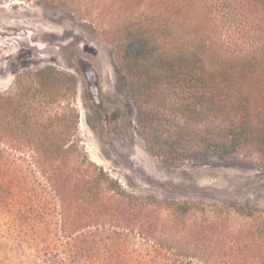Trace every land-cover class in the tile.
I'll use <instances>...</instances> for the list:
<instances>
[{"label": "rangeland", "instance_id": "1", "mask_svg": "<svg viewBox=\"0 0 264 264\" xmlns=\"http://www.w3.org/2000/svg\"><path fill=\"white\" fill-rule=\"evenodd\" d=\"M148 3L0 0V264H264L258 154L155 157L135 130L115 53Z\"/></svg>", "mask_w": 264, "mask_h": 264}, {"label": "trees", "instance_id": "2", "mask_svg": "<svg viewBox=\"0 0 264 264\" xmlns=\"http://www.w3.org/2000/svg\"><path fill=\"white\" fill-rule=\"evenodd\" d=\"M148 4L160 20L130 31L115 53L147 151L207 164L246 148L264 163V0Z\"/></svg>", "mask_w": 264, "mask_h": 264}, {"label": "water", "instance_id": "3", "mask_svg": "<svg viewBox=\"0 0 264 264\" xmlns=\"http://www.w3.org/2000/svg\"><path fill=\"white\" fill-rule=\"evenodd\" d=\"M82 70H83L85 78L88 80V82L92 86L94 83V80H95V76H94L93 71L91 70V68L89 66H86V65L82 68Z\"/></svg>", "mask_w": 264, "mask_h": 264}]
</instances>
